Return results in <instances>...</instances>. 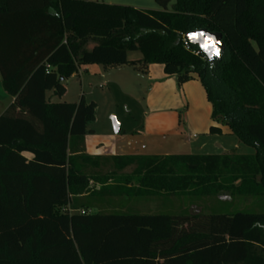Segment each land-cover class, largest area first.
Segmentation results:
<instances>
[{
  "label": "trees",
  "instance_id": "16d2710c",
  "mask_svg": "<svg viewBox=\"0 0 264 264\" xmlns=\"http://www.w3.org/2000/svg\"><path fill=\"white\" fill-rule=\"evenodd\" d=\"M170 1L144 10L0 0V84L12 98L0 115V264H264V0H175L168 10ZM199 29L222 35L211 61L184 49L182 37ZM135 52L140 59L128 60ZM92 64L140 72L160 64L178 85L197 79L215 124L208 134L226 127L254 153L86 154L95 103L83 96L51 102L46 93L61 98L65 81ZM110 181L119 185L108 191ZM89 184L99 186L96 193ZM160 192L228 193L254 199L258 209L151 215L103 208L112 203L106 195Z\"/></svg>",
  "mask_w": 264,
  "mask_h": 264
},
{
  "label": "rangeland",
  "instance_id": "374dc122",
  "mask_svg": "<svg viewBox=\"0 0 264 264\" xmlns=\"http://www.w3.org/2000/svg\"><path fill=\"white\" fill-rule=\"evenodd\" d=\"M175 0H171L167 6L170 10ZM122 6H144L147 10H160L154 0H121ZM130 55H139L135 52ZM113 73L112 76L120 82L119 85H108L104 81L106 79H98L91 77L85 72L79 74L78 71L72 75L65 83V93L61 98L53 97L51 92L46 93V99L51 102H69L75 103L79 96L82 95L86 102L95 103L94 121L88 124L87 129L93 131V134H87V147L91 153H94L99 148L108 145L109 149L114 150L118 155L131 153V148L140 139L146 145L152 144L150 138L141 139L136 136L135 131H151L162 132V135H168L172 130L180 135V139L168 138V142L173 144L172 149H162L161 146L157 150L151 147L147 148L145 152L149 154H160L163 151L171 154H205L215 153L219 154L218 143L228 149V152H235L238 155H250L254 153L253 148L240 143L235 136L228 137H211L199 136L197 142L190 143L186 139L187 133L190 131L186 123V100H191L196 97L195 93H187L180 89V85L176 83L174 76L168 77V80L161 81V79L146 80L143 76L135 78L133 75H123ZM119 76H122L119 78ZM126 76V77H125ZM141 77V78H140ZM117 81V80H116ZM155 96H159L164 102L162 108L149 110L146 107V100L152 101L150 104H156ZM10 98L1 88L0 84V115L3 110L9 105ZM202 101H205L202 95ZM202 102V103H203ZM177 105L175 109H169L170 106ZM166 105V106H165ZM164 106V107H163ZM165 107L167 109H165ZM158 108V107H157ZM145 112L148 115H144ZM114 117L119 123V132H114L111 117ZM162 120V121H161ZM161 138H158V141ZM236 142L238 149H233L232 144ZM177 143V144H176ZM132 145V146H131ZM204 145V148L199 147ZM153 147V146H152ZM167 147V146H166ZM106 169L104 170V172ZM132 168H128L124 173L128 174ZM89 191L91 193L97 192L99 186L89 184ZM118 186L116 181L108 183L107 190H113V186ZM131 188L138 187L136 180L130 183ZM106 190V191H107ZM110 198L111 206L103 207L106 213L109 212H123V213H137V214H180V213H207V214H232L235 212H257L256 201L254 199H240L232 198L228 193H221L217 196L204 195L198 198L190 199L187 195L179 194H157L149 197H126L121 194L119 196H105Z\"/></svg>",
  "mask_w": 264,
  "mask_h": 264
},
{
  "label": "crops",
  "instance_id": "0c3cea01",
  "mask_svg": "<svg viewBox=\"0 0 264 264\" xmlns=\"http://www.w3.org/2000/svg\"><path fill=\"white\" fill-rule=\"evenodd\" d=\"M88 1L102 2V3H105V4H109V5H123L122 4L123 2H120L121 0H88ZM132 5H133L132 6L133 8L144 9V10L147 9L144 6H138L137 4H132ZM91 46H92V44H89L88 45V49L91 48ZM130 54H134V53H130ZM130 54H128V60H134L135 61V60H139L140 59V55L133 56V55H130ZM84 72L87 75H90L91 77L92 76L93 77H97L98 79H101V80L106 79L104 81L105 84H108V85L113 84L115 86L120 84V82H118V80H120V79L114 78L112 76L113 73H118L120 75L123 74V75H127V76L133 75V76H135V78H139L138 76H143V78H145L146 80L149 78V80H152V81L154 79H156V80L157 79H161V81L162 80L165 81V80H168V77H171V76H168V75L164 74L163 67L160 64L148 65L145 72H140V71L136 70L135 68H132V67L127 66V65H120V66H116V67H113V68H104V67H102L100 65L92 64V65L81 66L78 69V73L79 74H83ZM122 76H119V78H121ZM70 78H72V76ZM66 81H65V83H66ZM65 83H64V85H65ZM180 89H181L182 92H183V90L185 92H187V93H189V92L191 93L192 92V95H193V93H195V96H196L194 99L192 97L191 100H186V105H187V108H186L187 109L186 110V113H187L186 123H187V126L190 129V131L186 135V139L190 140L189 141L190 143L197 142L198 137L201 136V135H203V136H211V137H214V138H216V137H220V138L228 137L229 139L231 138V136H233V135L227 133V128L226 127H221L222 131H223V133L221 135H209L208 134L209 127L212 126V125H215V124L211 121V118H210L211 106L207 102L206 96H205V92H204L200 82L197 79H194V80H191V81H188L186 83L181 84L180 85ZM202 95L205 98L204 102L202 101ZM80 96H82V95H80ZM9 98H10V101H9V104H10L12 102V98L11 97H9ZM150 100L151 99H149V101L146 100V104H147L146 107H148L147 109L154 110V109L162 108V105H163V102H164V98L163 97H162L163 101L161 102L159 96H155V100H156V104L155 105L154 104H150V103H152V101H150ZM67 103H69V102H67ZM176 107H177L176 104L174 106L171 105L169 109H175ZM165 109H167V108L165 107ZM147 113L148 112H145L144 115L146 116V115H148L149 113H152V112H149L148 114ZM117 124H118L117 132H119L120 125H119V123H117ZM135 133H136V136L138 138H141V139L142 138L143 139L150 138L151 142H153V143L152 144L150 143L149 145L148 144L146 145V143L144 141H141L139 139L135 143V145H133V146L131 145L132 146V148H131L132 152L129 153V154H126V155L125 154H121V155L116 154L114 152V150H112V149L110 150L109 149L108 145H105V146L99 148L97 151L95 150L94 153H91L90 150L87 147V141H86L87 135H86L84 137L85 153L88 154V155H91V156H101V157L179 155V154H171L170 152H166V151H163V153H160V154H149L148 152H145L147 150V148H149V147H151L153 150H157L163 145H165V146H163L162 149H172V148L176 147L177 145L174 146L173 144H170V142H168V140H169L168 138H174V139L179 138L180 139V135L178 134V132L176 133V131L173 132V130H172L168 135H162L161 134L162 132H151V131H148V130L140 131V132L135 131ZM158 138H161V140L158 141ZM218 147L220 149L219 151H221V152H219V154L229 153L228 149L223 145V143H221V142L218 143ZM199 148L200 149L204 148V145H201ZM232 148L233 149H238V144L236 142H233ZM205 154H213L214 155L215 153H205Z\"/></svg>",
  "mask_w": 264,
  "mask_h": 264
},
{
  "label": "water",
  "instance_id": "95a60500",
  "mask_svg": "<svg viewBox=\"0 0 264 264\" xmlns=\"http://www.w3.org/2000/svg\"><path fill=\"white\" fill-rule=\"evenodd\" d=\"M183 38L189 45L198 49L207 61L217 58L223 49V43L221 41L222 35L220 33H212L205 29H199L186 33ZM205 40L210 41V45L207 47L204 46ZM213 50H215V55H213ZM111 121L114 132H117L118 124L115 121V118L111 117Z\"/></svg>",
  "mask_w": 264,
  "mask_h": 264
},
{
  "label": "built area",
  "instance_id": "2783aa9c",
  "mask_svg": "<svg viewBox=\"0 0 264 264\" xmlns=\"http://www.w3.org/2000/svg\"><path fill=\"white\" fill-rule=\"evenodd\" d=\"M182 41H183V46L184 49L188 52H190L192 55L196 56V57H200L201 59H205V57L203 56V54L198 50V49H193L191 47V45H189L186 40L182 37Z\"/></svg>",
  "mask_w": 264,
  "mask_h": 264
},
{
  "label": "clouds",
  "instance_id": "9594fccd",
  "mask_svg": "<svg viewBox=\"0 0 264 264\" xmlns=\"http://www.w3.org/2000/svg\"><path fill=\"white\" fill-rule=\"evenodd\" d=\"M210 45V41L208 40H205V45L204 46H209ZM213 55H215V50H213Z\"/></svg>",
  "mask_w": 264,
  "mask_h": 264
}]
</instances>
